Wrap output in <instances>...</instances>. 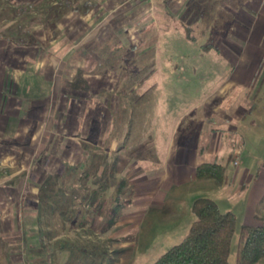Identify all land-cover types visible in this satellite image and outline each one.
Instances as JSON below:
<instances>
[{
	"label": "rangeland",
	"instance_id": "1",
	"mask_svg": "<svg viewBox=\"0 0 264 264\" xmlns=\"http://www.w3.org/2000/svg\"><path fill=\"white\" fill-rule=\"evenodd\" d=\"M261 1L0 0V40L41 45L39 68L54 80L58 106L46 100L26 126L10 127L8 141H0V264H154L189 233L197 197L236 215L229 259L235 264L241 227L264 225V177L249 205V182L225 198L214 180L164 188L163 206L153 196L158 191L140 196V184L167 170L169 179L180 173L181 161L165 160L161 139L178 122L197 118L195 104L231 74L222 56L244 53L246 25L257 24L264 40ZM86 2L83 16L77 6ZM168 71L192 75L171 78ZM148 72L160 78L143 79ZM139 85L153 88L133 106ZM154 133L156 150L149 147ZM261 148L252 169L264 168ZM184 164L189 176L191 160ZM180 214L181 228L166 229Z\"/></svg>",
	"mask_w": 264,
	"mask_h": 264
},
{
	"label": "crops",
	"instance_id": "2",
	"mask_svg": "<svg viewBox=\"0 0 264 264\" xmlns=\"http://www.w3.org/2000/svg\"><path fill=\"white\" fill-rule=\"evenodd\" d=\"M249 4L252 7L253 0H249ZM263 4L264 0L261 1V8ZM243 29L246 31L244 53L236 56L235 60L226 59L222 56L232 64L231 74L213 94L195 104V109L201 108L200 115L197 118L178 122L175 126H172L175 129L169 130L168 136L161 139V141L167 143L165 160L168 164L172 159L181 161V167H177L178 164L176 165V170L180 173L174 175L171 179L167 176L169 172L167 170L164 177L147 181V186L146 184H140V192H142L140 196L142 197L158 191L157 195L156 193L153 195L158 200L156 203L158 206L164 205V199H162L164 196L159 190H171L176 186L184 187L190 182L211 181L197 179L195 172L198 165L214 162L212 160H220L216 163L227 167L228 184L220 185L214 180L216 182L215 187L222 191L224 198L235 187L242 188L246 182H249L250 188L246 196L247 205H249L256 196V194H253L254 187L260 185V183L262 185L264 168L252 169L251 166L253 165L251 163L254 152H261V145L264 143V40H262V34L261 38L257 39V24L251 22ZM52 45L55 47V41ZM40 47L39 44H36V46L9 45L6 44V41L0 40L1 143L8 141L10 127L17 125L19 131V128L26 126L25 123H28V119H31V114L34 112L39 113V110L42 111L47 101L52 104L51 108L55 109L57 106L53 98L55 82L52 78V80H49L44 70L39 68L41 67L38 63L41 61L39 58ZM164 73V75L171 76V78L178 76V79H185V75L191 74H185L184 72L181 74L175 71ZM160 74L161 72H148L143 79H158ZM195 74L197 73L193 72V75ZM104 88L102 86L101 90ZM106 88H108V92L113 90L110 87ZM152 88L143 89L140 85L133 87V94L136 92L138 95L133 106L138 105L147 95H150ZM57 109L59 112L60 108ZM25 114H28L29 118H25ZM136 120L137 113L134 114L133 124ZM181 127L184 128L181 130ZM204 134L207 135V139L203 142L202 135ZM149 141V147L156 150L157 133L150 136ZM177 141L180 143L179 146L175 147ZM186 159L191 160L189 176L183 174ZM234 162H237V164H234ZM146 180L145 178L140 183ZM210 186L212 187L211 184H209ZM0 191H2L1 188ZM194 201L190 204L191 207ZM184 217L183 214H180L177 220H174L170 226L165 228L170 231L180 229Z\"/></svg>",
	"mask_w": 264,
	"mask_h": 264
},
{
	"label": "trees",
	"instance_id": "3",
	"mask_svg": "<svg viewBox=\"0 0 264 264\" xmlns=\"http://www.w3.org/2000/svg\"><path fill=\"white\" fill-rule=\"evenodd\" d=\"M83 5L77 7L86 10L83 12L85 16L90 8H87L88 2ZM28 45L31 46L30 43ZM195 173L197 179L215 180L221 185L228 177L227 167L216 162L198 165ZM116 200L119 201V197ZM125 201L130 203L131 199ZM101 206L104 207V203ZM191 211L196 220L185 239L169 249L154 264H230L232 241L238 223L236 215L232 212L222 213L218 204L209 197L197 198L192 204ZM262 259L264 225L242 226L235 264H257Z\"/></svg>",
	"mask_w": 264,
	"mask_h": 264
},
{
	"label": "built area",
	"instance_id": "4",
	"mask_svg": "<svg viewBox=\"0 0 264 264\" xmlns=\"http://www.w3.org/2000/svg\"><path fill=\"white\" fill-rule=\"evenodd\" d=\"M234 164H237V162H234Z\"/></svg>",
	"mask_w": 264,
	"mask_h": 264
}]
</instances>
